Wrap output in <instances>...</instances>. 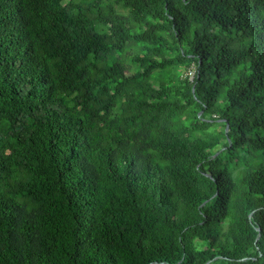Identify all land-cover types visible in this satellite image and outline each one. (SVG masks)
I'll use <instances>...</instances> for the list:
<instances>
[{"label": "trees", "instance_id": "obj_1", "mask_svg": "<svg viewBox=\"0 0 264 264\" xmlns=\"http://www.w3.org/2000/svg\"><path fill=\"white\" fill-rule=\"evenodd\" d=\"M0 264H264V0H0Z\"/></svg>", "mask_w": 264, "mask_h": 264}, {"label": "rangeland", "instance_id": "obj_2", "mask_svg": "<svg viewBox=\"0 0 264 264\" xmlns=\"http://www.w3.org/2000/svg\"><path fill=\"white\" fill-rule=\"evenodd\" d=\"M192 73H193V69L191 68V69L189 70V74L192 75Z\"/></svg>", "mask_w": 264, "mask_h": 264}]
</instances>
